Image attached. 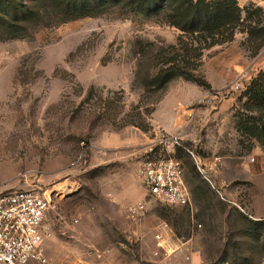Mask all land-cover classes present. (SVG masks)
<instances>
[{
  "label": "rangeland",
  "instance_id": "rangeland-1",
  "mask_svg": "<svg viewBox=\"0 0 264 264\" xmlns=\"http://www.w3.org/2000/svg\"><path fill=\"white\" fill-rule=\"evenodd\" d=\"M235 2L239 22L212 36L182 33L128 0L64 23L41 9L21 37L0 32V193L51 194L64 238L52 262L184 264L152 256L164 223L178 238L193 235V264H264V106L228 91L237 67L264 55V13ZM170 66L192 79L157 88ZM206 93L216 96L210 106L197 103ZM164 128L181 138L171 156L183 166L188 207L142 185L145 151Z\"/></svg>",
  "mask_w": 264,
  "mask_h": 264
},
{
  "label": "built area",
  "instance_id": "built-area-1",
  "mask_svg": "<svg viewBox=\"0 0 264 264\" xmlns=\"http://www.w3.org/2000/svg\"><path fill=\"white\" fill-rule=\"evenodd\" d=\"M250 79L245 72L237 74L228 91L242 93ZM215 98L214 93H206L197 103L210 106ZM180 143L179 135L158 131L140 167L147 194L170 207L190 205L183 166L171 156ZM51 205V194L38 188L0 193V264H54L44 255V245L52 236L46 225ZM141 209L130 208V217L136 220ZM193 229H201V225ZM192 236L178 238L167 224L161 223L152 235V256L162 261L181 256L184 264H193Z\"/></svg>",
  "mask_w": 264,
  "mask_h": 264
},
{
  "label": "trees",
  "instance_id": "trees-1",
  "mask_svg": "<svg viewBox=\"0 0 264 264\" xmlns=\"http://www.w3.org/2000/svg\"><path fill=\"white\" fill-rule=\"evenodd\" d=\"M125 0H0V32L2 39H17L26 32L27 26L37 21L41 9L52 12L55 22H68L95 17L108 9L122 6ZM128 6L142 11L147 16L166 14L168 24L185 34L209 36L221 33L226 27L240 20V9L235 0H128ZM231 29V28H230ZM192 79L191 75L178 66H170L157 75V88H163L175 77ZM256 107L264 106V70L250 79L242 92ZM264 138V130L259 132ZM262 226L264 222H257Z\"/></svg>",
  "mask_w": 264,
  "mask_h": 264
},
{
  "label": "crops",
  "instance_id": "crops-1",
  "mask_svg": "<svg viewBox=\"0 0 264 264\" xmlns=\"http://www.w3.org/2000/svg\"><path fill=\"white\" fill-rule=\"evenodd\" d=\"M236 1L238 2L239 6H245L247 4H255L256 6L260 7L264 13V0H236ZM237 68L242 69L239 73L245 72L248 77H251L249 73H251L253 71L257 73L259 70L264 69V55L262 58H260V60H258L256 63H254L252 65L248 64L247 66H244V67L238 66ZM162 130L166 131V132L168 131L165 128ZM56 214L57 213L54 211H49L48 219L46 221V225L50 228L52 236H51V239L48 240L44 245V255L47 258L52 259V261H53V254H55V253H57V255H55V256L57 258H59L58 252L60 250V247H63L62 242L64 241V238L59 237L61 232L58 231V229H57V220L55 218ZM51 255H52V257H51ZM61 259H63V258H61ZM54 262H57V261H54ZM56 264H61V263L57 262Z\"/></svg>",
  "mask_w": 264,
  "mask_h": 264
}]
</instances>
